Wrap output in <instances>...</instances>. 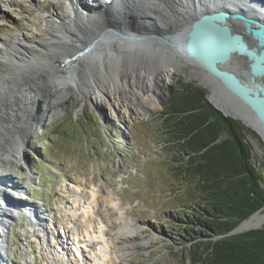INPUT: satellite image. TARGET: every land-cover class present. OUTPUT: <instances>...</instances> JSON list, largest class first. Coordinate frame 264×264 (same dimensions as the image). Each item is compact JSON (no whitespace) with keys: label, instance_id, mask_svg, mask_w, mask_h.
Returning a JSON list of instances; mask_svg holds the SVG:
<instances>
[{"label":"rangeland","instance_id":"374dc122","mask_svg":"<svg viewBox=\"0 0 264 264\" xmlns=\"http://www.w3.org/2000/svg\"><path fill=\"white\" fill-rule=\"evenodd\" d=\"M2 1L0 0V13L5 10L3 13L6 20L0 22V38L9 31L17 34H34L39 29L34 25L35 22L41 26L42 17H48L50 13L64 7L62 0H12L11 3H17L19 6L15 4L11 8L6 4L4 6ZM8 1L10 0H4ZM167 1L164 4L162 0L153 1L161 3L155 5L158 6L155 8L154 5H150V0L143 4L144 0H135L136 13H140L148 6L151 12L146 13L151 15L155 23H163L164 26L168 24L169 13H181L185 19H180L181 21L176 24L182 27L183 22L185 26L188 25L186 20L196 14V9L199 10L198 6L193 8L192 4L180 0ZM2 19L0 17V20ZM230 23L238 30L236 22ZM1 32L5 34L2 35ZM124 47L111 46L110 50L126 52L128 47L125 49ZM144 47L134 46L131 52L137 53ZM125 57L123 56V59ZM130 58L135 60L138 56H130L128 62ZM234 62L244 70L245 66H241L240 58ZM106 63L104 67L107 71L106 78L112 81L117 71L114 64L109 61ZM21 67L22 70H18L19 74L25 75L29 72ZM33 74H36L37 78L40 76L39 73ZM33 74L28 73L26 76L30 77ZM90 74L88 73V76ZM179 83H193L203 88L201 81L192 78L190 70L184 68L171 79L161 75L159 84L161 90L156 100L147 103L137 100L132 106L129 101L125 102L124 97L123 103L117 107L106 94H97L91 90L92 94L84 97L81 87L73 84L68 88L58 108L47 112L43 121L32 123L31 130L25 133L27 139L21 160L10 166H0V175L7 174L11 182L26 190L24 197L40 207L37 210L39 217L45 219L48 217L46 216L48 206L52 219L51 221L44 219L43 226L52 235L53 246L51 252L42 248L44 242L39 237V228L35 225L39 220L35 222L30 220L33 224L31 225L26 221L28 218L24 213L22 217L15 219L11 230H6L3 244L0 240V252L1 247H6L4 253L2 252L4 264H48L53 255L57 254L63 264H78L77 262H82L81 259H84L83 264H91L89 255L95 259L94 247H85L83 249L85 256L77 257L76 252L74 253L75 246L72 245L75 242L73 240L75 234L73 236L70 232H77L78 235L87 228L88 224L79 213H83L91 202H94L90 204L93 206L94 215H90L88 220L95 221L96 224V221H105L109 218L111 229L118 228L119 212L104 205L105 197L112 191L127 208V220L130 218L134 225L142 227L143 240L145 239L144 246L127 251L125 259L127 263L189 264L187 249L203 238L196 229L192 232L193 239L184 234L188 229H192L189 228L188 220L194 209L191 210L190 207L196 204L204 206L199 198L196 183L192 178L183 176L181 161L187 160L190 155L179 152V146L165 134V127L170 125L165 115L168 87L177 86ZM94 85H98V82L94 81ZM6 86L9 92L12 85L7 83ZM203 89L210 99V88ZM28 105L27 109H21L17 113L25 126H28L29 114L34 112L37 115L43 111L42 106L35 105L34 102ZM127 106H132L131 112L129 111V116L124 118L122 113ZM140 110L141 115L138 114ZM239 122L245 127L247 142L252 147L254 162L259 168L264 162V140L256 131ZM18 132L21 133L20 130L14 129L12 136L3 143L16 142L22 134H17ZM30 168L33 170L32 174L29 173ZM96 189L99 190V196L98 200L93 201L92 193ZM260 212L264 216V209ZM180 234L184 235L182 239L178 238ZM187 239L189 241H185ZM83 240L84 237L81 242ZM80 243H77V247L79 246L81 253Z\"/></svg>","mask_w":264,"mask_h":264},{"label":"bare ground","instance_id":"6f19581e","mask_svg":"<svg viewBox=\"0 0 264 264\" xmlns=\"http://www.w3.org/2000/svg\"><path fill=\"white\" fill-rule=\"evenodd\" d=\"M150 1V5H154L155 8L158 7L155 5L161 4L153 2L156 0ZM165 1L167 0H162L163 4ZM180 1L192 4L193 8L199 7V10L196 9V14L186 20L188 25L185 26V22H183L182 27H179L176 23L185 17L183 14H172L171 12L169 13L167 25L157 24L152 20L151 15L146 13L150 7L147 6L140 13H136L135 0H105L103 2L99 0H62L64 7L50 13L48 17H42L40 19L41 26L37 22L34 23L35 26L39 27L34 34H17L9 30L6 34L1 32L2 35H5L0 38V166H10L15 161L21 160L23 146L26 144L25 139H27V136H25L26 131L31 130L33 122L43 121L47 116V112L58 108L61 105L63 96L73 84L81 87L84 97H89L92 90L97 94H106L117 107L123 103L122 98L124 99V97L125 102L129 101L133 106L137 100L142 103L156 100L161 90L159 86L161 75L171 79L178 71L188 68L192 78H197L210 88L212 103L222 108L226 113H234L237 116L230 107L222 102L220 96L216 93L210 75L181 50L155 38H136L137 36L160 35L175 38L176 42L181 43L186 30L195 18L206 13L225 9L243 10L264 20V1ZM2 2L8 8L15 4L18 5L17 3H11L12 0L8 2L3 0ZM3 12L5 10L0 13V17L3 18L0 22L6 20ZM236 23L239 26L236 30L241 32L242 25L239 22ZM114 31L127 37H122ZM98 38L102 39L96 42ZM91 46L92 49L84 56L77 55ZM111 46H120V48L125 46L128 47V50L126 52L113 50L112 52L110 50ZM134 46L136 48L137 46L145 47L140 49L139 52L133 53L131 50ZM123 56L126 57L123 59ZM130 56H138V58L135 59L136 61L130 58V62H128ZM152 58L154 60H151ZM238 58L241 60V66L244 65V68H246L247 59L245 60L244 57L235 56L232 62ZM107 61L114 64L117 71V75L112 81H108L106 78L107 71L104 67H106ZM128 63L132 67H128L130 65ZM20 66L29 72H26L25 75L19 74ZM229 66L238 73L240 72L236 63ZM28 73H39L40 76L37 78V75L33 74L27 77ZM88 73L91 74L88 76ZM23 78H26V80ZM242 78L246 80V76H242ZM94 81H97L98 85L95 86ZM7 83L12 85L9 92L7 91ZM33 102L35 105H41L43 111L37 115L34 112L31 115L29 114L28 126H25L17 113L21 109H27V105ZM132 106L125 108L122 117L129 116ZM141 112V110L138 111V114ZM246 123L264 136L262 129L257 124L252 123L250 119ZM7 127H10V129ZM14 129L20 130L22 133H17L21 134L19 139L16 142L13 141L12 144H4V140L12 136ZM29 173H33L31 168ZM98 191V189L93 190V201L98 200ZM25 194L26 190L11 182L7 174L0 175V240L3 244L5 232L11 230L15 219L22 217L24 213L28 217L27 211H32L31 215L34 216V219L39 220L37 223L35 222V225L39 228V237L44 242L42 248L51 252L53 237L43 226L42 222L45 218L37 217L38 211L34 212L27 205L17 202L25 198ZM90 204L85 207L83 213H79V215H83V220L88 224V226L85 224L87 228L83 233L77 235V232H75V236L73 234L75 242L72 245L75 246L77 257L83 258L85 256L83 249L93 247L97 243L93 252L95 253L96 262H94L95 259L91 258V254L89 255L91 264L93 262L94 264H131L125 260L127 251L139 249L142 245H145V239L143 240V232L141 231L142 227L134 225L130 218H128L129 221L127 220V208L113 191L105 197L104 205L119 212L120 216L116 217L119 221L118 228L111 229L109 218L105 221H96V224L95 221L88 220V217H91L90 215H94L93 206ZM46 216L49 217V214H46ZM47 218L45 221H48ZM263 224L264 216L259 212L244 221L238 231L242 232L262 227ZM63 231L65 230L63 229ZM83 237L84 240L81 242ZM77 243H80L81 253ZM5 248L1 247L3 253ZM2 252H0V262L4 264V254ZM57 255H53L48 264H63L58 259L60 256ZM81 261L77 263L83 264L84 259H81Z\"/></svg>","mask_w":264,"mask_h":264},{"label":"trees","instance_id":"16d2710c","mask_svg":"<svg viewBox=\"0 0 264 264\" xmlns=\"http://www.w3.org/2000/svg\"><path fill=\"white\" fill-rule=\"evenodd\" d=\"M165 108V134L190 155L181 161L183 176L196 183L204 206L190 207L192 229L184 234L193 239L196 229L203 238L187 249L189 264H264V228L230 235L264 208V162H254L245 127L193 83L169 86Z\"/></svg>","mask_w":264,"mask_h":264},{"label":"water","instance_id":"95a60500","mask_svg":"<svg viewBox=\"0 0 264 264\" xmlns=\"http://www.w3.org/2000/svg\"><path fill=\"white\" fill-rule=\"evenodd\" d=\"M146 1L144 0L142 4ZM231 21L239 22L242 25V31L239 32L233 28L230 23ZM114 33L119 34L117 31H114ZM119 35L121 36L122 34ZM122 37L127 36L122 35ZM148 38L158 39L162 43L181 50L187 57L199 65L202 70L210 75L213 80L212 86L215 88L222 102L230 107L237 116L234 113H226L208 98L213 107L224 117L241 121L247 127L256 131L264 140V136L258 130L246 123L250 119L264 133L263 19L239 9L218 10L195 18L186 30L185 37L181 43L176 42L175 38L160 35L137 36L136 39ZM101 39L98 38L96 42H99ZM146 44L150 45L149 43ZM91 49L92 46L77 55L84 56ZM235 56L247 59L246 68L244 70L238 68L239 73L229 66L234 65L232 59ZM242 76H246V80ZM261 80L263 81L261 82ZM201 84L203 88L207 87L206 83ZM240 225L230 235L243 233V231H238ZM252 229H261V227Z\"/></svg>","mask_w":264,"mask_h":264}]
</instances>
